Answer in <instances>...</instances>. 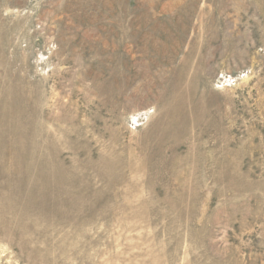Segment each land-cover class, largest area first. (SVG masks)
Instances as JSON below:
<instances>
[{"label": "rangeland", "instance_id": "obj_1", "mask_svg": "<svg viewBox=\"0 0 264 264\" xmlns=\"http://www.w3.org/2000/svg\"><path fill=\"white\" fill-rule=\"evenodd\" d=\"M0 264H264V0H0Z\"/></svg>", "mask_w": 264, "mask_h": 264}]
</instances>
